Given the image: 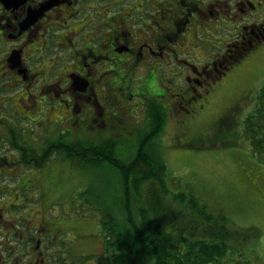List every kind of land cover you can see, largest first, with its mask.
Here are the masks:
<instances>
[{
  "label": "flooded vegetation",
  "instance_id": "flooded-vegetation-1",
  "mask_svg": "<svg viewBox=\"0 0 264 264\" xmlns=\"http://www.w3.org/2000/svg\"><path fill=\"white\" fill-rule=\"evenodd\" d=\"M263 50L264 0H0V264H80L61 256L46 218L30 222L48 166L36 164L39 142H142L153 101L185 127ZM142 66L140 117L119 99H133L124 82Z\"/></svg>",
  "mask_w": 264,
  "mask_h": 264
},
{
  "label": "rangeland",
  "instance_id": "rangeland-1",
  "mask_svg": "<svg viewBox=\"0 0 264 264\" xmlns=\"http://www.w3.org/2000/svg\"><path fill=\"white\" fill-rule=\"evenodd\" d=\"M156 72L162 90H168L169 70L159 68ZM146 74L147 68L142 66L127 76L124 85H129L127 91L133 99L121 101L115 93V100L119 99L124 110L133 109L132 113L137 111L139 116L145 112L142 106L135 108L138 99L144 97L138 95L142 82L139 76ZM151 76L155 78L153 73ZM263 85L264 50L238 63L236 70L217 85L205 108L185 127L179 114H168L162 131L151 141L155 153L167 162L170 176L181 182V189L191 187L212 211L235 224L260 228V236L225 264H264V163L256 159L249 141L242 137L243 121L255 110ZM55 112L57 108L51 110L52 118ZM62 113H67L65 108ZM140 143L138 139L119 142V157L130 160ZM53 158V154L45 155L43 161ZM41 159L40 155L36 162ZM60 160L42 167L38 171L42 177L35 174L37 187L29 193L39 196L34 200L35 214L30 222L46 218L44 224L49 231L59 235L54 245L62 251V257L80 264H104L110 259L102 233L110 219L104 217L110 215V210L119 215L126 211L121 173L110 170V164L94 166ZM122 217L126 219L125 212ZM120 225L128 230L124 220ZM248 246L255 251H249Z\"/></svg>",
  "mask_w": 264,
  "mask_h": 264
},
{
  "label": "trees",
  "instance_id": "trees-1",
  "mask_svg": "<svg viewBox=\"0 0 264 264\" xmlns=\"http://www.w3.org/2000/svg\"><path fill=\"white\" fill-rule=\"evenodd\" d=\"M154 119L136 155L119 157L113 142H39L34 156L57 154L73 162L94 166L110 164L122 176L126 211L110 210L104 224L106 251L104 264H225L261 234L257 226L243 227L215 213L191 188L170 176L165 159L152 146V137L163 129L164 112L151 105ZM242 137L249 141L254 156L264 163V85L258 104L244 120ZM66 138L69 140V132ZM44 160L38 165L49 161ZM74 164V163H73ZM114 212V213H112ZM126 213L124 219L123 213ZM123 218V219H121ZM122 220L129 224L125 230ZM251 242V243H252ZM254 248V247H253ZM249 251H255V248Z\"/></svg>",
  "mask_w": 264,
  "mask_h": 264
}]
</instances>
